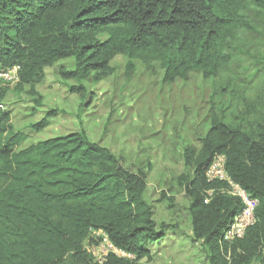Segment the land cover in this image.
Here are the masks:
<instances>
[{
  "label": "trees",
  "instance_id": "16d2710c",
  "mask_svg": "<svg viewBox=\"0 0 264 264\" xmlns=\"http://www.w3.org/2000/svg\"><path fill=\"white\" fill-rule=\"evenodd\" d=\"M247 1L264 6V0H0V72L16 69L17 89L35 90L47 68L73 59V69L60 70L62 79L98 82L124 54L158 58L166 84L193 72L216 78L231 62L226 44L245 27L238 11ZM71 91L85 99L82 86ZM4 93L0 87V264H98L86 244L97 243L99 231L132 256H110L104 264L152 261L149 246L165 232L145 200L146 176L83 131L19 150L26 137L13 128ZM55 116L47 113L34 130ZM256 128L250 133L214 116L200 148L184 151L192 171L179 181L190 200L188 236L210 264H264V126ZM218 155L226 157L229 177L259 201L255 224L232 244L223 235L243 205L222 193L227 184L207 180Z\"/></svg>",
  "mask_w": 264,
  "mask_h": 264
},
{
  "label": "rangeland",
  "instance_id": "374dc122",
  "mask_svg": "<svg viewBox=\"0 0 264 264\" xmlns=\"http://www.w3.org/2000/svg\"><path fill=\"white\" fill-rule=\"evenodd\" d=\"M238 12L245 27L227 41L231 62L216 78L193 72L187 80L166 84L158 58L121 54L112 60L111 73L98 82L93 76L81 82L62 79L60 70L74 68L69 59L47 68L35 90L0 83L12 126L26 137L19 150L83 131L131 172L146 176L145 200L165 237L149 246L152 261L140 264H210L188 236L190 200L179 181L192 171L184 163V151L200 148L214 116L250 133L264 126V6L247 1ZM78 86L85 89V99L71 91ZM49 112L56 116L48 127L35 131L33 126ZM92 245L86 244L89 254ZM65 264L73 263L67 259Z\"/></svg>",
  "mask_w": 264,
  "mask_h": 264
},
{
  "label": "built area",
  "instance_id": "2783aa9c",
  "mask_svg": "<svg viewBox=\"0 0 264 264\" xmlns=\"http://www.w3.org/2000/svg\"><path fill=\"white\" fill-rule=\"evenodd\" d=\"M15 79L16 69L0 72V80L14 82ZM206 177L209 182L227 184V186L221 190L222 193L238 198L243 205L242 211L235 216L231 226L224 233L223 243L232 244L237 240L243 239L247 230L256 222L255 214L259 206V201L251 197L246 190L229 177L226 170V157L223 155H218L214 158L211 166L207 170ZM208 194L211 196L212 192ZM208 202L209 199L206 200V203ZM94 236L99 237L100 240L94 243L95 245H92V253L90 250V254L98 264H104L110 256L116 258H132V256L128 255L123 250L116 248L102 231L94 233Z\"/></svg>",
  "mask_w": 264,
  "mask_h": 264
}]
</instances>
